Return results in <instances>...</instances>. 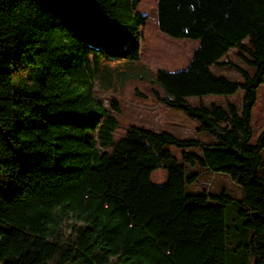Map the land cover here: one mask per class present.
Returning a JSON list of instances; mask_svg holds the SVG:
<instances>
[{"label":"trees","instance_id":"16d2710c","mask_svg":"<svg viewBox=\"0 0 264 264\" xmlns=\"http://www.w3.org/2000/svg\"><path fill=\"white\" fill-rule=\"evenodd\" d=\"M141 2L0 0V264H264V128L252 143L264 0H158L160 30L200 43L193 69L165 76L156 97L210 141L138 126L115 136L122 109L107 64L141 59ZM233 49L253 73L227 59ZM212 66L241 73L214 79L244 90L242 109L180 94ZM187 165L227 173L241 198L187 193L200 177Z\"/></svg>","mask_w":264,"mask_h":264},{"label":"rangeland","instance_id":"374dc122","mask_svg":"<svg viewBox=\"0 0 264 264\" xmlns=\"http://www.w3.org/2000/svg\"><path fill=\"white\" fill-rule=\"evenodd\" d=\"M139 11L148 16L144 28L142 55L136 61H111L107 64L115 76L116 93L121 101V113H116L120 124L115 136L120 138L132 126L147 127L157 132H172L178 138H201L212 140L211 134L199 130L200 122L188 116L182 109L173 108L160 102L155 94L158 91L162 97L166 91L162 81L165 76H185L193 69L195 51L200 41L187 38H174L163 33L158 26V0H142ZM227 59L254 72L240 56L238 49H233ZM210 76L204 81L187 82L179 87L182 96L190 99L195 105L210 106L212 103L227 106L235 103L240 109L243 106L245 92L241 89L226 87L214 77H226L231 81H240L241 73L232 67L212 66ZM186 77V76H185ZM98 97L109 103L110 92L96 80ZM252 126L255 143L261 130L264 128V85L259 88L258 101L254 107ZM199 152L198 149H192ZM200 173V177L193 184L187 185V193L200 194L206 191L209 194H219L223 191L238 197L242 196L241 187L233 182L224 172L209 171L200 166L187 165V174ZM168 179V171L158 168L153 172L152 180L155 184L164 185ZM228 220L232 219L229 212Z\"/></svg>","mask_w":264,"mask_h":264},{"label":"crops","instance_id":"0c3cea01","mask_svg":"<svg viewBox=\"0 0 264 264\" xmlns=\"http://www.w3.org/2000/svg\"><path fill=\"white\" fill-rule=\"evenodd\" d=\"M262 130H263V129H262ZM262 130H261V131H262ZM212 139H213V137H212ZM237 198H241V196H238Z\"/></svg>","mask_w":264,"mask_h":264}]
</instances>
